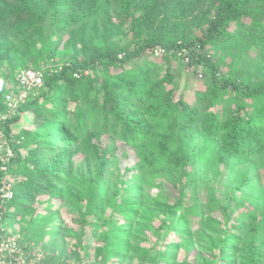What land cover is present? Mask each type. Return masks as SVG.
I'll list each match as a JSON object with an SVG mask.
<instances>
[{"label": "trees", "instance_id": "1", "mask_svg": "<svg viewBox=\"0 0 264 264\" xmlns=\"http://www.w3.org/2000/svg\"><path fill=\"white\" fill-rule=\"evenodd\" d=\"M60 1L51 0L53 16L60 14ZM68 1L69 7L73 2L90 5L92 11L86 17L110 4L109 0ZM118 2L120 16L130 23L128 44L72 58L56 72L46 69L43 85L8 120L19 125L17 135L24 137L14 147L9 171L14 175L28 171L29 177L14 184V197L4 208L6 217L18 218L37 195L47 191L56 195L58 186L70 176V148L78 138L88 135L97 148V138L108 133L133 148L139 159L129 186L125 188L127 182L123 180L124 187L116 190L118 195L114 193L111 202L108 189L100 181L105 165L100 155L94 179L98 188L83 205L85 214L95 218L91 221L92 237L98 236L103 217L109 225L102 233L105 243L99 247L101 264L113 257L112 252L128 251L122 237H127L129 230L119 222V216L128 219L146 205V176L161 183L166 179L178 191L172 201L173 196L164 192L162 184L149 185L148 196L155 208L150 222L161 220L158 241L153 253H148L155 264H173L179 241L191 243V233L204 225L216 250L213 264L218 255L219 264H235L226 260L245 250L250 264H260L262 245L258 242L264 241V199L262 202L259 196V167L264 156V0ZM18 3L20 8H0V33L13 18L25 19L27 11L30 23L44 18L33 0ZM81 21L83 16L60 19L59 28L69 30ZM33 23L29 27H37ZM106 31L110 36L109 28ZM72 42L75 46L82 39ZM156 46L166 49L164 56L154 54ZM253 49L257 52L255 59L248 54ZM3 55L0 49V60ZM228 56L232 57L231 68L222 73L223 59ZM41 61L36 60L30 68L43 66ZM175 63L188 67L194 75L198 71L205 74L206 88L199 90L191 81L182 84L184 89L177 88L180 68L171 65ZM14 85L7 91L15 89ZM191 87L195 88V97L189 101L186 92ZM5 93H0V114L7 109ZM222 101L220 110L212 109ZM2 176L0 170V182ZM152 187L159 188L157 193ZM202 188L208 192L205 198L199 194ZM187 189L192 196L190 202ZM253 200L261 203L257 212L247 210ZM107 201L112 204L110 215L105 214ZM232 208L242 211L235 220L243 226L231 224ZM257 214V231L251 234L245 223ZM175 235L179 240H174ZM166 239L169 242L163 244Z\"/></svg>", "mask_w": 264, "mask_h": 264}, {"label": "rangeland", "instance_id": "2", "mask_svg": "<svg viewBox=\"0 0 264 264\" xmlns=\"http://www.w3.org/2000/svg\"><path fill=\"white\" fill-rule=\"evenodd\" d=\"M109 1L110 4L100 7L98 13L94 15L90 14V16L86 17V14L92 11L90 10L92 8L90 5L73 2L74 5L69 7L68 4L70 2L68 0L63 2L62 0L59 2L62 6L59 10L60 14L53 16L54 6L51 5V0H33L35 5L41 9L40 13H44L43 19L41 18L37 23L36 21H34L35 23L31 22L37 27H29L31 23L27 21L30 18L27 13L29 11H27L25 19L13 18L14 20L12 19L6 24L4 31L0 33V49H2L4 54L3 59L0 60L1 95L2 93L3 95L5 92L7 93L11 85H14L13 77H17L21 70L32 67L30 65L34 64L36 60H42L40 63L46 66L51 63L60 65L72 58L88 57L97 51L104 50L108 46L119 48L127 45L130 40L128 32L130 23H125V19L123 20L120 16L122 15L120 12L121 4L118 0ZM20 6L21 4L18 3V0H0V8L16 9L20 8ZM164 11L166 10L164 9ZM167 11L170 14L172 10ZM57 15L59 16L58 18ZM76 16H83V21L77 22L69 30L59 28L60 19L67 17L76 18ZM108 21L111 24L110 27L108 26ZM106 28H109L111 37L108 36ZM72 39L77 41L82 39V42H76L78 44L74 46ZM248 54L251 55V58L255 59L257 52L253 49ZM217 55H219V52H217ZM215 58L217 59L218 56H215ZM153 60L155 59L153 58ZM223 61L220 70L222 73H227L231 68L232 57L228 56ZM165 65L164 63L163 66L166 67L167 65ZM171 65L180 68L177 70L180 74H177L175 81L177 88L181 87V89H184L185 87L182 84L187 81H191L195 88L199 90L200 88H206L204 82L207 81V76L205 74L201 75V72L198 71L194 75L186 66L181 67L176 63ZM128 67L130 66L128 65ZM114 71L120 70L119 68H115ZM195 88L191 87L187 89L186 94L189 101L195 97ZM231 95L236 94L232 92ZM223 106L224 102L222 101L215 107H212V109L220 110ZM14 127L16 131L19 125L14 124ZM69 131L71 133L75 132L74 129H70ZM78 139L70 148L71 155L67 166L70 170V176L65 177L63 182L58 186V189L55 191L56 195L52 196L53 194L47 191V194L35 196L33 203L29 207L27 206V209H24L18 218L8 220L6 223L9 229L18 230L23 233L26 236V241L34 244L36 249L41 250L48 260L68 264H101L102 257L99 247L105 243L102 233L108 229L109 225L106 222V217H103L98 224V236L92 237L91 221L95 218L93 214L89 216L85 214V205H83L88 203L92 192L95 191V188H98L97 184L94 183V179L97 177V165L101 161L100 155L105 158L103 175L100 181L101 185L108 189L110 201L114 193L118 195V191L116 192V190L124 187L122 185L123 180L127 182L125 188L129 186V180L136 173L134 165L137 163L139 156L133 148L123 143L120 138L115 140L108 133H103L97 138V148L94 147L88 135H84ZM260 161L259 174L262 180V191H260L259 196L263 202L264 156ZM26 177H29V172L22 171L21 174L15 175L14 181L15 183L22 182ZM145 180L147 184L146 205L136 215H131L128 219L121 215L119 216V222L124 224L125 228L129 230L127 237H122L128 245V251L112 252L113 257L108 259L106 264H155L148 257V253H153L155 243L158 241L157 228L160 226L161 220L150 222V217L153 216L155 208L151 204L148 191L150 186L160 183L162 184L160 187L165 189L164 192L173 196L172 201L178 195V191L166 179H163L161 183L160 179L154 178L153 180L151 176H146ZM204 182L202 181L203 186ZM158 189V187H152L154 193H157ZM187 193V202H190L192 199L190 189H187ZM199 194L200 197L205 198L208 192L205 188H202ZM110 201L105 203L106 215L111 214L110 206L112 204L109 203ZM49 203L52 205L49 206ZM260 207L261 203L253 200L248 203L247 210L257 212ZM243 211H246V206ZM241 212L240 209L236 210L232 208L230 210V222L234 226H243V224L241 225V223L235 220ZM258 217L257 214L255 218L245 223L247 225L246 231H249L251 234L254 230L257 231L255 229V222H258ZM191 218L193 221H197L196 216L192 215ZM205 231L206 227L204 225L202 229L191 233V243L190 241L189 243L186 242V240L183 242L182 240L179 241L181 246L176 252L175 260H171L173 264H188L187 261L192 262V264H213L216 250L212 248V240L207 237L208 233H205ZM174 240H179V237L175 235ZM168 242L169 240L166 239L163 244ZM258 243L262 245L261 255L258 259H260V264H264V241L262 240V243L260 241ZM245 252L246 250L241 253L232 254L231 259L226 260L227 263L234 261L235 264H250ZM220 261L221 258L218 255L216 263L219 264Z\"/></svg>", "mask_w": 264, "mask_h": 264}, {"label": "built area", "instance_id": "3", "mask_svg": "<svg viewBox=\"0 0 264 264\" xmlns=\"http://www.w3.org/2000/svg\"><path fill=\"white\" fill-rule=\"evenodd\" d=\"M153 51L158 57L166 53L162 46H156ZM185 60L188 61V58ZM60 68L62 64L51 63L37 69L21 70L16 77V88L7 92L5 96L7 109L0 114V170L3 172L0 182V264H68L58 261L48 263L44 253L36 249L34 244L28 243L23 233L8 228L6 222L10 219L6 217L4 211L7 201L14 197L15 175L9 171V163L15 156V145L21 144L24 140L23 136L17 135L14 123H8V120L18 113L19 108L30 96L35 94V89L43 85L45 70L56 72Z\"/></svg>", "mask_w": 264, "mask_h": 264}, {"label": "clouds", "instance_id": "4", "mask_svg": "<svg viewBox=\"0 0 264 264\" xmlns=\"http://www.w3.org/2000/svg\"><path fill=\"white\" fill-rule=\"evenodd\" d=\"M202 75V74H201ZM18 131V130H17Z\"/></svg>", "mask_w": 264, "mask_h": 264}]
</instances>
